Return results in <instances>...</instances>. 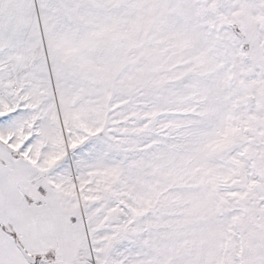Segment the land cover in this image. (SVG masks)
I'll list each match as a JSON object with an SVG mask.
<instances>
[{
    "label": "snow or ice",
    "instance_id": "obj_1",
    "mask_svg": "<svg viewBox=\"0 0 264 264\" xmlns=\"http://www.w3.org/2000/svg\"><path fill=\"white\" fill-rule=\"evenodd\" d=\"M0 264H264V0H0Z\"/></svg>",
    "mask_w": 264,
    "mask_h": 264
}]
</instances>
